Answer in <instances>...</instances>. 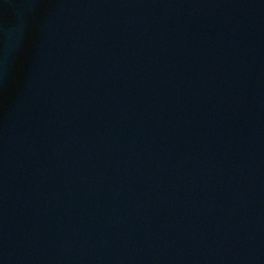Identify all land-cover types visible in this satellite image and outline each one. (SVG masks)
I'll use <instances>...</instances> for the list:
<instances>
[{
	"label": "water",
	"instance_id": "obj_1",
	"mask_svg": "<svg viewBox=\"0 0 264 264\" xmlns=\"http://www.w3.org/2000/svg\"><path fill=\"white\" fill-rule=\"evenodd\" d=\"M0 264H264V0H0Z\"/></svg>",
	"mask_w": 264,
	"mask_h": 264
}]
</instances>
